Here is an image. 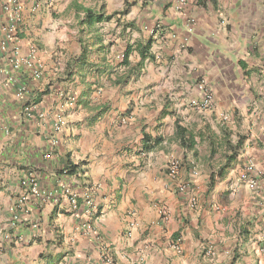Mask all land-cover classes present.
Instances as JSON below:
<instances>
[{"label":"crops","instance_id":"1","mask_svg":"<svg viewBox=\"0 0 264 264\" xmlns=\"http://www.w3.org/2000/svg\"><path fill=\"white\" fill-rule=\"evenodd\" d=\"M7 1L0 264H108L104 251L114 264H264V0H18L13 42ZM85 9L102 17L81 20ZM32 48V66L14 68ZM201 81L213 105L197 110ZM170 158L181 164L175 179ZM248 162L253 189L239 178ZM27 177L40 194L20 202Z\"/></svg>","mask_w":264,"mask_h":264},{"label":"built area","instance_id":"2","mask_svg":"<svg viewBox=\"0 0 264 264\" xmlns=\"http://www.w3.org/2000/svg\"><path fill=\"white\" fill-rule=\"evenodd\" d=\"M179 4H183V0H179ZM21 4L18 0H8L5 2L2 6L3 11L7 14L9 25L5 28L6 29V40L14 41L17 38V27L16 22L19 20V12H20ZM189 24H193L194 20L189 19ZM181 47L185 48L187 46L188 38L184 37L182 38ZM5 44H2V48H5ZM34 52L35 49L32 48L27 56L16 59L13 63L14 68H18L21 64L31 67L32 66V60L34 58ZM33 73L36 77L40 76V70H33ZM197 89L199 90V98H195L190 100L189 105L194 109H207L210 108L213 105V92L205 85L203 81L199 82L197 85ZM76 98L74 96H69L68 101L69 103H74ZM35 105L34 104H26L23 107V111L27 116H31L35 111ZM128 116H122L119 120L120 124H126L128 121ZM222 120H227V115H222ZM66 125V120L62 114H57L53 119V130L54 132H60L63 130L64 126ZM263 139H264V128L261 133ZM54 142V139H53ZM180 170V162L178 159L170 158L166 164V172L169 178L175 179L178 176ZM65 173V171H64ZM193 174H195V170L192 171ZM258 173H256L255 166L253 162H248L247 167L245 169V172L240 175V179L244 181V183L250 188L253 189L258 184ZM22 185L25 187L24 194L20 197V202H24L27 199L28 195H39V187L37 181L33 177H27V179L22 180ZM186 185L184 183L178 184L179 190H184ZM70 202L73 206V208L78 207L77 200L75 197L71 196ZM192 206L194 205V201L191 202ZM85 209L87 213L94 214L96 212V204L90 196H86L85 202H84ZM159 212L167 216V211L164 206H162L159 210ZM17 219V216L15 217ZM83 229L86 234H91L93 232L92 225L90 224V221L83 224ZM178 241V239H177ZM174 245L176 250L178 249V245ZM103 247H107V244L104 242ZM261 252H264V243L262 244L260 248ZM208 254H212L211 248H208L207 250ZM103 261L108 264H114L110 257L107 255L106 251L102 254Z\"/></svg>","mask_w":264,"mask_h":264},{"label":"trees","instance_id":"3","mask_svg":"<svg viewBox=\"0 0 264 264\" xmlns=\"http://www.w3.org/2000/svg\"><path fill=\"white\" fill-rule=\"evenodd\" d=\"M83 13H84V16L82 17L81 20H84V21H91L92 19L93 20H100V18L102 17V15H99L98 13L94 12L93 10H90V9H85L83 10ZM17 37H20V34L17 33L16 35ZM141 52L142 53H146L147 52V46H144L142 49H141ZM185 142H182V145H184ZM240 141L236 142L234 146H232V144L230 143V146L229 148L231 150L233 149H237L238 146L240 145ZM230 158V157H229ZM76 168H77V165H72V164H66L62 171H65V173L67 174H74L76 172ZM222 172H223V168H219V170L217 172H215V174H213V172L210 174L211 176V181L210 182H213V178L216 174L218 175H222Z\"/></svg>","mask_w":264,"mask_h":264},{"label":"rangeland","instance_id":"4","mask_svg":"<svg viewBox=\"0 0 264 264\" xmlns=\"http://www.w3.org/2000/svg\"><path fill=\"white\" fill-rule=\"evenodd\" d=\"M222 115H226L225 113H223ZM180 167H181V164H180Z\"/></svg>","mask_w":264,"mask_h":264}]
</instances>
